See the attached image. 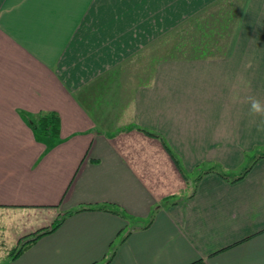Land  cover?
I'll use <instances>...</instances> for the list:
<instances>
[{
    "label": "crops",
    "instance_id": "crops-1",
    "mask_svg": "<svg viewBox=\"0 0 264 264\" xmlns=\"http://www.w3.org/2000/svg\"><path fill=\"white\" fill-rule=\"evenodd\" d=\"M226 2L237 16L208 57L136 79L134 56ZM250 96L264 103V0H0L2 245L63 218L5 264H95L112 248L106 264H264ZM52 112L57 138L35 128Z\"/></svg>",
    "mask_w": 264,
    "mask_h": 264
},
{
    "label": "rangeland",
    "instance_id": "rangeland-1",
    "mask_svg": "<svg viewBox=\"0 0 264 264\" xmlns=\"http://www.w3.org/2000/svg\"><path fill=\"white\" fill-rule=\"evenodd\" d=\"M229 7L230 5L228 3L226 5L222 3L221 15H218L220 11V7L218 6V8L216 9H218L219 11H212V17L208 15L204 19L207 23L203 21V24H205L201 28H199L200 30H198L197 28H192L189 32L183 33L182 35L180 33H177V35L170 36L169 39L168 37H164L163 39L160 38L152 42L150 46L144 48L141 53H138L136 56H134L133 59L129 61V63H127L130 70L133 71L132 74L137 75L136 79L142 82L146 78L141 77L149 75L150 72L155 68L159 60L177 57H194L199 54H205L203 56L208 57L209 55L207 54L212 53V51L210 50H212V48L217 47L215 43L218 41H223L222 38L224 37L221 34L214 35V32L218 31L219 27L220 29H223L221 32H224L230 25L229 19L231 14ZM210 8H212V5L210 7H207V9ZM232 18H234L233 15ZM211 28L212 36L210 37ZM182 39H185L186 42L184 40L182 41ZM205 50L208 51L201 52ZM263 152L264 148L259 150L257 153L259 154ZM255 155L256 154L251 157L248 156L246 167H249L251 163L255 160ZM244 170L245 168L242 171ZM240 172L232 173L231 175H237L240 174ZM2 231L3 230L0 221V264H5L6 259H11V257L8 256L10 251H7V247L2 245L5 244V241L3 239L4 234L2 233ZM111 253L112 252H110V254L107 256L108 258H106V260L103 259L101 262L95 264H106Z\"/></svg>",
    "mask_w": 264,
    "mask_h": 264
},
{
    "label": "trees",
    "instance_id": "trees-1",
    "mask_svg": "<svg viewBox=\"0 0 264 264\" xmlns=\"http://www.w3.org/2000/svg\"><path fill=\"white\" fill-rule=\"evenodd\" d=\"M208 15H210V17H212V8L210 9H204L201 12L197 13L196 15L192 16L191 18H189L188 20H186V22L182 23L181 25H179L177 28H175L174 30H172L171 32H168V34H166L164 37H168V39L170 38V36L172 35H177V33H180L181 35L183 33L189 32L192 28H197L198 30H200L199 28H201L204 24L203 21L206 22V20H204ZM221 15V14H219ZM235 18H232V15L230 16V22L234 21L236 19L237 16V12L236 14L233 15ZM232 19V20H231ZM207 23V22H206ZM219 27V26H218ZM223 29H218V31L214 32V35L216 34H221L222 36H226L228 35V29L227 31L221 32ZM226 32V34H225ZM212 36V28H211V33H210V37ZM185 41V39H182V41ZM205 42V41H204ZM208 50L205 51H201V52H206ZM212 51V50H210ZM35 128H37L39 130V133L42 136H46V137H51V138H57L60 134V128H61V121H60V117L57 113H47L43 116H41V118L39 119V121L35 124ZM138 130L146 133L147 135L150 136H154V137H160L161 136L157 135L154 132H151L145 128L142 127H138ZM166 148L171 152L170 147L166 144V142L164 143ZM176 160V159H175ZM250 167H248L247 169H249ZM107 206H87V207H82L77 211H84V210H94V209H107ZM73 212H70L67 215H71ZM63 223V218L59 219L58 221H56L50 228H46L44 230H41L39 232H37L36 234H33L29 237H27L26 239H24V241H22L18 246H16L15 248H13L10 252H9V257H11V259H16L17 257H19L30 245H32L33 243H35L40 237L49 234V233H53L54 231L57 230V228ZM113 256V250L111 253V256ZM111 260V258H110ZM191 264H204L202 261H196L194 263Z\"/></svg>",
    "mask_w": 264,
    "mask_h": 264
},
{
    "label": "clouds",
    "instance_id": "clouds-1",
    "mask_svg": "<svg viewBox=\"0 0 264 264\" xmlns=\"http://www.w3.org/2000/svg\"><path fill=\"white\" fill-rule=\"evenodd\" d=\"M249 115L253 117H260L258 131H264V103L255 97H248Z\"/></svg>",
    "mask_w": 264,
    "mask_h": 264
}]
</instances>
